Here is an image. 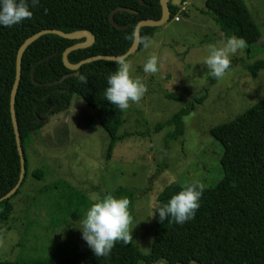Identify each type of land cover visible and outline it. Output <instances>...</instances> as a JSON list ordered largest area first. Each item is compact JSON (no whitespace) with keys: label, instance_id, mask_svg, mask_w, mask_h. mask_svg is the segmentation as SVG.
<instances>
[{"label":"trees","instance_id":"16d2710c","mask_svg":"<svg viewBox=\"0 0 264 264\" xmlns=\"http://www.w3.org/2000/svg\"><path fill=\"white\" fill-rule=\"evenodd\" d=\"M184 1V0H183ZM205 11L213 18L219 29L228 36L235 35L246 41V46L261 45L264 34L244 0H206ZM125 8L111 13L116 8ZM173 19L179 7L169 3ZM134 10L135 12H131ZM32 18L12 27H0V198L13 189L21 173V161L11 118L10 98L16 77V58L20 46L33 34L44 29L64 32L89 30L96 36L93 45L72 51L71 63L105 54L120 56L134 42L137 23L145 19H160V0H39L31 8ZM156 27L141 28L140 47L153 36ZM85 39H68L57 34H46L31 44L24 53L22 78L16 96V117L21 143L25 153V178L10 198L0 202V224L14 219L12 199L19 193L28 176L26 144L31 133L40 129L53 114L70 107L74 94L81 96L92 108L102 127L111 136L108 157L116 142L122 137L118 131L124 122V111L104 98L107 76L115 71V61L98 60L84 64L79 74L87 83H80L79 75L73 73L63 62V53L70 46ZM264 45V44H263ZM262 45V46H263ZM255 54H259L255 50ZM248 63L246 70L254 78L264 70V58L257 57ZM49 84V85H47ZM259 99L233 119L219 123L210 130L214 144L220 149L221 174L214 184H202L203 192L194 217L183 224L160 222L154 214V231L151 250L143 253L134 243L115 242L108 257H95L91 249H74L52 258H21L3 260L0 264H155L165 260L168 264H264V84ZM201 97H193L188 108L174 113L172 117L157 124L159 131L173 126L171 139L184 134V117ZM170 97V96H169ZM179 99L183 95L178 93ZM176 97V98H177ZM217 142V143H216ZM215 146V147H216ZM213 151L218 152V148ZM217 161L218 166H220ZM33 174L42 176L36 169ZM192 184V183H190ZM182 184L172 181L158 194V205L165 203L180 191ZM133 187H119L109 191L116 197H127L129 210L137 192ZM63 197V196H62ZM67 202L62 212L65 222L61 231L77 233L78 219L83 217L93 203L87 195L70 192L64 195ZM132 218V213H129ZM57 227V225H55ZM28 240H35L27 228ZM68 238V237H67ZM48 241L60 243L48 236ZM69 240H64L69 243Z\"/></svg>","mask_w":264,"mask_h":264},{"label":"rangeland","instance_id":"374dc122","mask_svg":"<svg viewBox=\"0 0 264 264\" xmlns=\"http://www.w3.org/2000/svg\"><path fill=\"white\" fill-rule=\"evenodd\" d=\"M244 1L264 34V0ZM185 2L189 12L180 21L171 19L157 26L148 46L126 59L130 75L144 83L146 92L124 110V122L118 131L122 137L109 157L111 136L78 94L72 96L68 109L51 115L31 133L26 144L28 176L12 199L14 219L0 224V261L45 259L88 249L78 228L76 234L72 229L61 231L65 222L62 210L68 205L64 195L74 191L94 202L119 187L139 190L133 212L129 210V227L136 246L148 253L153 242L152 214L163 188L172 181L215 183L222 172V149L214 144L210 130L244 112L263 94L264 70L254 78L246 67L256 59L255 50L257 57L264 58V36L261 45H245L230 56L224 74L213 77L204 64L209 47L222 46L229 36L205 11L206 0ZM151 55L157 57V72L145 74L143 64ZM206 91L204 102L195 103L184 117L185 130L179 139L169 137L173 126L156 130L157 124L188 108L194 96L201 97ZM178 93L183 98L179 99ZM36 169L43 175L33 174ZM27 228L32 230L29 233L34 241L28 240ZM48 236L60 243L48 241ZM66 239L69 243L64 242ZM155 264L168 263L160 260Z\"/></svg>","mask_w":264,"mask_h":264},{"label":"clouds","instance_id":"9594fccd","mask_svg":"<svg viewBox=\"0 0 264 264\" xmlns=\"http://www.w3.org/2000/svg\"><path fill=\"white\" fill-rule=\"evenodd\" d=\"M176 1L174 4L179 7L176 16L180 14L181 20L182 15L187 14L189 10L186 0ZM38 4L39 0H0V27L10 28L23 20H30L31 8ZM182 6L186 7L185 11L181 10ZM245 45L246 41L242 37L229 36L222 42V46H210L204 64L211 75L216 78L221 77L229 67L230 56L235 55ZM144 46H148L147 38H145ZM115 64L117 65L115 71L106 78L104 98L119 110L124 111L128 109L129 102L135 103L141 99L146 92V87L139 78H133L130 75V64L124 57H117ZM143 72L145 74L157 72L155 55H151L144 62ZM77 79L80 83H87L84 74H79ZM202 192V185L196 183L183 185L180 191L159 205L152 215L156 214L160 222L167 219L168 223L183 224L194 217L199 208ZM130 223L128 198L106 194L88 206L75 228L79 229L81 238L95 257L106 258L110 255L115 242H122L125 245L130 242L132 239Z\"/></svg>","mask_w":264,"mask_h":264},{"label":"water","instance_id":"95a60500","mask_svg":"<svg viewBox=\"0 0 264 264\" xmlns=\"http://www.w3.org/2000/svg\"><path fill=\"white\" fill-rule=\"evenodd\" d=\"M169 2H170V0H160L161 6H162V16L160 19H158V20L157 19H145V20H141L137 23V25L135 27V33H134V42H133L132 46L129 48V50L126 53H124L123 55H120V56L101 54V55H97V56L87 58V59L82 60V61L75 63V64L71 63L69 61V54L72 51L77 50V49H81V48H87V47H89L95 43L96 36L93 32H91L89 30H78V31L67 33V32L61 31L59 29H44V30H41V31L33 34L32 36H30L29 38H27L23 42V44L20 46L18 53H17L16 77H15L14 85H13L12 92H11V98H10L11 118H12L15 136H16L17 147H18V151H19V155H20L21 173H20V179H19L17 185L13 189H11L4 197L0 198V202L5 200V199L12 197L17 192V190L21 186V184L25 178V174H26L25 153H24V149H23V146L21 143L19 125H18V121H17V117H16L15 106H16V96H17V92H18L20 82H21V78H22L23 56H24V53L27 50V48L31 44H33L36 40H38L39 38H41L43 35H46V34H57L61 37L68 38V39H85V41L76 43L64 51L63 62L66 65V67L69 68L73 72V73L65 76L64 78H62V80H64L68 76L78 75L79 69L84 64L94 62V61H98V60L115 61L117 57H124L125 59H127L131 54H133L135 51H137L140 47L141 28L142 27H145V26H150V27L161 26L170 19L171 11L169 8ZM175 2H177V1L176 0L172 1L173 4ZM123 9H125V8H122V7L116 8L110 15V20L116 26H117V24L115 23V21L113 19V15L115 14V12L123 10ZM130 11L135 12L134 10H130ZM47 85H49V84H47Z\"/></svg>","mask_w":264,"mask_h":264},{"label":"built area","instance_id":"2783aa9c","mask_svg":"<svg viewBox=\"0 0 264 264\" xmlns=\"http://www.w3.org/2000/svg\"><path fill=\"white\" fill-rule=\"evenodd\" d=\"M181 10H184V11H185V10H186V7L182 6V7H181ZM180 18H181V17H180V14H178L177 16H175L174 19H175L176 21H179Z\"/></svg>","mask_w":264,"mask_h":264}]
</instances>
